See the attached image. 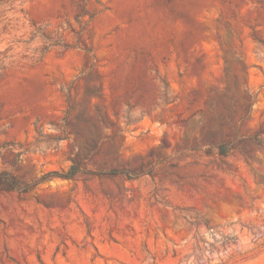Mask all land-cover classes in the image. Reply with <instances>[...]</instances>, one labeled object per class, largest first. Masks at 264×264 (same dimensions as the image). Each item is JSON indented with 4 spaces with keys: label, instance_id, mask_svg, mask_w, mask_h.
<instances>
[{
    "label": "rangeland",
    "instance_id": "374dc122",
    "mask_svg": "<svg viewBox=\"0 0 264 264\" xmlns=\"http://www.w3.org/2000/svg\"><path fill=\"white\" fill-rule=\"evenodd\" d=\"M72 165L0 264H264V0H0V171Z\"/></svg>",
    "mask_w": 264,
    "mask_h": 264
},
{
    "label": "trees",
    "instance_id": "16d2710c",
    "mask_svg": "<svg viewBox=\"0 0 264 264\" xmlns=\"http://www.w3.org/2000/svg\"><path fill=\"white\" fill-rule=\"evenodd\" d=\"M80 165H72L69 170L64 174H56V173H47L40 177L37 180L32 182H23L19 180L17 177L12 175L10 172L0 171V193L1 192H18V193H26L31 190L33 187L49 180V178L53 176H57L61 179H72L79 171ZM111 173L119 174L123 173V171L112 170Z\"/></svg>",
    "mask_w": 264,
    "mask_h": 264
}]
</instances>
